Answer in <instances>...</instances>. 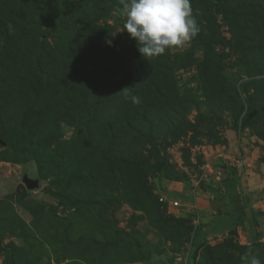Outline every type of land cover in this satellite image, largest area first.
I'll list each match as a JSON object with an SVG mask.
<instances>
[{"label": "rangeland", "instance_id": "374dc122", "mask_svg": "<svg viewBox=\"0 0 264 264\" xmlns=\"http://www.w3.org/2000/svg\"><path fill=\"white\" fill-rule=\"evenodd\" d=\"M228 2L233 13L191 0L205 45L154 57L134 50L121 0L88 1L90 28L60 15L24 36L1 24L0 264H241L250 249L264 262V23L246 7L264 0Z\"/></svg>", "mask_w": 264, "mask_h": 264}, {"label": "trees", "instance_id": "16d2710c", "mask_svg": "<svg viewBox=\"0 0 264 264\" xmlns=\"http://www.w3.org/2000/svg\"><path fill=\"white\" fill-rule=\"evenodd\" d=\"M77 0H6V4L4 3L3 0H0V4L2 5V8H0V29H1V24L3 23L2 28H6L7 32H9L8 26L11 27V31L14 35H16V33L21 34L22 36L27 35V31L29 29V27L31 25H38V27H40V29L46 27V28H50L52 27L50 24L54 21L60 23L61 22V18L65 17L67 18L69 21L72 22H76V19L80 16L83 19V23L86 25V28H90L91 26H95L97 25V20H95L94 22L92 21V19H90V5L88 4V1L90 0H82L83 2V6L80 5L79 7L75 6ZM221 6L222 11L227 13L231 12L233 13L234 7L230 6V3L228 2V0H218ZM87 5V6H86ZM245 6V5H244ZM246 7H254V9H259L261 15L263 16V23H264V6L258 4L257 7L256 6H246ZM96 8V7H93ZM47 14V15H46ZM60 15L61 18L58 16ZM55 36L57 35V32ZM53 34V33H52ZM52 34H50L48 31L43 35L45 38L50 39V42L48 43V41H41L39 39L36 40V48L40 51V53H38V55H36V60L38 62H40L44 56V54H49L48 51H45V49L49 48L52 44L55 45V42L52 40ZM46 35V36H45ZM51 37V38H50ZM193 41L204 44L205 45V41L202 40L201 35L197 33L196 35V39H193ZM104 43V40H99L96 39V41L94 42V47H100L101 44ZM108 43V47H106L107 50L111 51L112 53L114 52L111 42L107 41ZM208 43V42H207ZM130 44V43H129ZM210 44V42H209ZM211 45V44H210ZM207 46V47H210ZM7 45H5L4 48L0 47V55H2V49L3 52L5 51ZM127 45H115L114 49L116 51V54H118L119 60L121 59V53H124L125 48ZM134 47V50L138 51V44L136 45H132ZM121 48V53L119 55V50ZM138 53H140L138 51ZM11 66V64H10ZM12 67V66H11ZM13 67L14 64H13ZM118 75H121L123 78L127 77V73L126 70H123L122 72H120ZM117 79V78H116ZM109 86H112V90L115 91L117 85L111 83ZM102 88V86H98L96 88V90L100 91V89ZM97 91V92H98ZM102 97L96 98L95 102H103ZM238 99V100H237ZM179 102H183V100L179 99ZM177 101V102H178ZM230 102H241L239 100V98L237 97L236 94H233L232 96H230ZM98 107L96 108V114L99 115L100 113V105H97ZM30 108H28L23 114L22 120H20V127H24V125L27 123V116L35 115L36 113L34 111V109L29 106ZM26 116V117H25ZM39 118H35L32 119V122L29 126V129L33 130V132H35V135L40 134L39 131L41 130V126L43 124H41L39 122ZM105 122V121H104ZM112 125L110 126L109 129H111ZM49 153V152H48ZM47 155H51V153L47 154ZM44 156H42L43 158ZM47 157V156H46ZM55 162L57 160H54ZM54 162V163H55ZM63 179V178H62ZM64 181H66L64 179ZM238 181L237 180H233V179H229V180H225L224 181V187L227 191L228 194V200L230 205L233 207L234 211L237 213L239 220L243 223H245L247 221V211H246V207L244 204V200L242 198V196L240 195V193L238 192V186H237ZM213 224L207 223V225L205 226V228H207L208 230L212 229Z\"/></svg>", "mask_w": 264, "mask_h": 264}, {"label": "clouds", "instance_id": "9594fccd", "mask_svg": "<svg viewBox=\"0 0 264 264\" xmlns=\"http://www.w3.org/2000/svg\"><path fill=\"white\" fill-rule=\"evenodd\" d=\"M125 31L138 44L143 57H154L181 48L199 32L191 0H121ZM134 103L138 97L133 96ZM246 252L241 264H264Z\"/></svg>", "mask_w": 264, "mask_h": 264}, {"label": "water", "instance_id": "95a60500", "mask_svg": "<svg viewBox=\"0 0 264 264\" xmlns=\"http://www.w3.org/2000/svg\"><path fill=\"white\" fill-rule=\"evenodd\" d=\"M24 183L26 184V186L30 190L35 189L37 187L36 183H34V182L30 181V180H27V179L24 180Z\"/></svg>", "mask_w": 264, "mask_h": 264}, {"label": "built area", "instance_id": "2783aa9c", "mask_svg": "<svg viewBox=\"0 0 264 264\" xmlns=\"http://www.w3.org/2000/svg\"><path fill=\"white\" fill-rule=\"evenodd\" d=\"M161 203H162L163 205H167L168 200L165 199V198H162V199H161ZM179 205H180V204H179L178 202L173 203V207H174V208L179 207Z\"/></svg>", "mask_w": 264, "mask_h": 264}, {"label": "crops", "instance_id": "0c3cea01", "mask_svg": "<svg viewBox=\"0 0 264 264\" xmlns=\"http://www.w3.org/2000/svg\"><path fill=\"white\" fill-rule=\"evenodd\" d=\"M211 221L208 220V223H210Z\"/></svg>", "mask_w": 264, "mask_h": 264}]
</instances>
